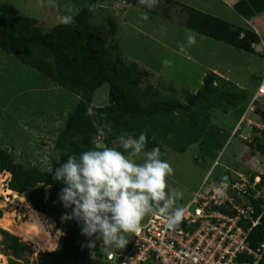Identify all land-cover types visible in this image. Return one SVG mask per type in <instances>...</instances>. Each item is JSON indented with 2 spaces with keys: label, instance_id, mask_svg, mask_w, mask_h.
Wrapping results in <instances>:
<instances>
[{
  "label": "trees",
  "instance_id": "trees-1",
  "mask_svg": "<svg viewBox=\"0 0 264 264\" xmlns=\"http://www.w3.org/2000/svg\"><path fill=\"white\" fill-rule=\"evenodd\" d=\"M104 1L109 0H74L69 14L73 17L72 23L58 22L48 30L42 29L35 17L20 13L12 3L0 2V51L30 68L37 77L47 79L77 98L65 114L54 140L57 158L49 170L16 162L9 149L0 147V172L9 174L4 193H17L15 196L11 193L13 201L27 202L34 210L50 217L54 229L63 233L59 248L37 252L36 264H81L86 237L81 235L75 220H61L70 209H64L57 197L64 185L52 178L59 161L93 148V140L100 148H113L127 155L120 147L121 137L137 138L141 132L147 138L145 147L148 149L159 147L160 152L167 149L183 153L187 146L197 143L203 154L215 160L223 145L218 141L220 128L211 121L212 112L229 109L238 121L251 100L252 94L248 95L212 70L202 75L197 89H183L179 97L158 92L146 82L148 72H144L143 77L136 62L122 60L113 18L106 19L109 40L93 30L91 11ZM116 1L132 4L136 0ZM233 9L249 22L264 13V0H237ZM186 12L183 24L191 31L248 52H253L254 45L260 42L259 35L248 24L233 26L192 8ZM142 83H145L143 88ZM103 84L107 85L106 102L95 105L94 93ZM89 111L92 115L87 114ZM252 113L258 120L254 123H264V106H255ZM97 125L106 126L105 135L97 132ZM251 135L250 141H236L248 146V154L264 155V130L258 131L253 126ZM216 166L210 171L209 180L215 183L234 180L228 168L218 165L220 169L215 172ZM261 178L264 180V174ZM46 223L50 231L52 226L47 219ZM9 225L15 228L10 221ZM0 237L1 251L13 258L10 264H29L28 257L33 254L30 244L3 229H0ZM263 240L264 214L250 234L252 246ZM94 254L98 264H110L102 260L98 245L94 246ZM92 261L90 257L84 258L85 264ZM3 264L8 262L4 259Z\"/></svg>",
  "mask_w": 264,
  "mask_h": 264
},
{
  "label": "rangeland",
  "instance_id": "rangeland-1",
  "mask_svg": "<svg viewBox=\"0 0 264 264\" xmlns=\"http://www.w3.org/2000/svg\"><path fill=\"white\" fill-rule=\"evenodd\" d=\"M0 2L12 3L20 13L35 17L37 24L48 30L71 13L70 6L74 0ZM233 4V0H158L152 9H148L139 0L132 4L109 0L98 3L93 8L90 20L95 33L106 40L111 38L106 19L115 20V38L122 60L136 62L143 77L144 72H148L146 82L159 90L158 92L174 93L179 97L183 89H197L202 75L212 70L251 95L264 74V27L261 23L255 22L257 26L253 27L260 38V42L254 45L253 52L236 49L206 37L187 29L183 24L186 11L192 8L223 19L233 26H246L247 21L235 12ZM188 35L195 37L194 44H186ZM181 45H184L183 51L180 50ZM165 60L170 63L165 64ZM37 76L30 68L0 51V147L9 149L16 162L49 170L52 161L57 158V151L53 147L54 140L63 125L65 114L77 98L47 79ZM144 84L142 83V88ZM106 93L107 85L103 84L95 91L93 104L105 103ZM261 99L263 98L255 101L254 108L264 106V100ZM252 115L251 106H247L238 121L229 109L225 112L215 109L212 112L211 121L220 128L218 141L223 145L215 160L203 154L197 143L187 146L183 153L167 149L161 152L160 158L166 160L173 169L172 175L166 177L167 186L182 193V197L175 203L176 207H182L190 200L214 162H217L215 172L220 169V165L228 168L233 177L238 174H262L264 155L260 152L248 154V146L236 141H250L251 124L258 122ZM233 131L236 133L233 134ZM147 151L151 149L145 147L136 163L143 162V152ZM8 178L9 174L0 172V229L19 237L22 226H25V222L20 225V220L25 218L24 208L17 201H13L11 193H4ZM167 190L166 187L165 191ZM42 215L47 227V217ZM9 221L15 224L14 229ZM47 231L56 233L54 227L50 231L47 227ZM61 235L57 236V244L61 241ZM131 237L132 234H128L127 240ZM89 240H94V237L88 238V243ZM95 245H98L101 252L115 250H106L99 241H95ZM30 246L33 254L28 257L29 264H36L39 250L32 244ZM1 250L0 245V264H3L4 259L10 264L12 256L3 254ZM81 252V258L90 257L93 260L89 264L97 263L94 260V247L87 246Z\"/></svg>",
  "mask_w": 264,
  "mask_h": 264
},
{
  "label": "clouds",
  "instance_id": "clouds-1",
  "mask_svg": "<svg viewBox=\"0 0 264 264\" xmlns=\"http://www.w3.org/2000/svg\"><path fill=\"white\" fill-rule=\"evenodd\" d=\"M139 3L152 9L158 0H139ZM72 21L73 17L68 15L61 22L70 24ZM195 42L193 35L186 37L187 45ZM180 50H184V45ZM164 63L170 61L165 60ZM87 114L92 115L91 111ZM105 128L97 125V132L105 135ZM146 142L143 132L137 138L121 137L120 147L127 153L124 155L113 148H100L93 140V148L78 156L68 155L52 171L53 180L64 185L57 194L58 200L64 209H70L61 220H75L81 235L94 237V240H89L88 247H94L95 241H99L106 250L122 249L128 243L127 235L138 233L141 221L153 211L160 214L167 229L178 227L184 219L185 209L175 206L182 193L166 184V177L172 175L173 169L160 158V148L153 147L151 151L143 152V162L136 163ZM251 175L261 178L260 174ZM61 234L58 232L57 236Z\"/></svg>",
  "mask_w": 264,
  "mask_h": 264
},
{
  "label": "built area",
  "instance_id": "built-area-1",
  "mask_svg": "<svg viewBox=\"0 0 264 264\" xmlns=\"http://www.w3.org/2000/svg\"><path fill=\"white\" fill-rule=\"evenodd\" d=\"M261 97L264 77L248 106L253 110ZM251 126L264 130V123ZM213 164L182 206L185 217L178 227L165 228L160 214L153 212L122 249L102 251V260L110 264H264V240L254 246L250 242L264 214V180L238 174L233 181L215 183L209 180L217 162ZM88 238L81 251L88 246Z\"/></svg>",
  "mask_w": 264,
  "mask_h": 264
},
{
  "label": "bare ground",
  "instance_id": "bare-ground-1",
  "mask_svg": "<svg viewBox=\"0 0 264 264\" xmlns=\"http://www.w3.org/2000/svg\"><path fill=\"white\" fill-rule=\"evenodd\" d=\"M12 194L14 195V193ZM21 207L24 208L23 216L25 218L20 220V225L25 222V226H22V232L19 236L34 245L39 251H52L56 249L58 246L57 235L58 232L61 233L60 229H56L55 234H50L45 225V217L40 212L34 210L28 203L21 204Z\"/></svg>",
  "mask_w": 264,
  "mask_h": 264
},
{
  "label": "crops",
  "instance_id": "crops-1",
  "mask_svg": "<svg viewBox=\"0 0 264 264\" xmlns=\"http://www.w3.org/2000/svg\"><path fill=\"white\" fill-rule=\"evenodd\" d=\"M234 2L235 1H237V0H233ZM257 24H260L261 23V25L264 27V13H262V14H259V15H257V16H255L254 18H252L251 19V21L250 22H248L247 21V23H248V25H249V23H250V26L253 28L254 26H257V25H255L256 23ZM260 25V26H261ZM255 30V29H254ZM262 31H263V29H262ZM257 32V31H256ZM258 34V33H257ZM262 174H264V171L262 172Z\"/></svg>",
  "mask_w": 264,
  "mask_h": 264
},
{
  "label": "water",
  "instance_id": "water-1",
  "mask_svg": "<svg viewBox=\"0 0 264 264\" xmlns=\"http://www.w3.org/2000/svg\"><path fill=\"white\" fill-rule=\"evenodd\" d=\"M15 195H17V193L14 192V195H13V196H15ZM47 220H48V222L54 227V222H53V220H52L50 217H47ZM27 244H30V243L27 242ZM61 244H62V241H60V242L58 243L57 248H59V247L61 246ZM57 248H56V249H57ZM83 261H84V259L81 258V259H80L81 264H83Z\"/></svg>",
  "mask_w": 264,
  "mask_h": 264
}]
</instances>
